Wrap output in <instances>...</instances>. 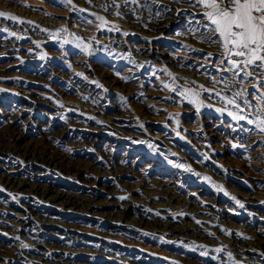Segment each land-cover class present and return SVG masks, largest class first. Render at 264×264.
<instances>
[{"label": "bare ground", "instance_id": "6f19581e", "mask_svg": "<svg viewBox=\"0 0 264 264\" xmlns=\"http://www.w3.org/2000/svg\"><path fill=\"white\" fill-rule=\"evenodd\" d=\"M66 1L67 8L80 15L82 23L77 24L71 17L50 12L29 1L2 0L0 12L6 15L0 16V33L14 36V40L8 37L0 39V56L20 53L34 59L33 54L29 55L34 44L27 40L39 39L68 22L74 25V29L71 28L73 32L78 33L85 42L104 47L116 56L130 58L133 68L128 71L133 74H141L138 65L151 64V69L168 73L172 80H185L191 89L195 85L204 88L208 95L215 93L217 99H221L222 92L230 94L231 99L235 98L234 101L241 102L248 111L263 115L264 119V113H260L263 108L260 105L262 95L255 81L248 78L264 82V68L248 69L251 72L249 76H244L242 72L240 75L233 74L236 70H230L231 65L225 61L222 47L218 42H212L214 37L204 27L207 23L203 16L206 9L197 0ZM51 66L44 64L28 77L34 82H53L65 76L62 73L64 65L57 66L55 71ZM66 77L70 81L78 78L74 73H67ZM89 89L86 90L89 94L98 93L96 87ZM94 103L93 109L78 111L73 121L66 122L64 135L79 138L82 134L78 132H87L86 124L94 122L98 128L88 130L105 135L112 147L125 148L126 154L119 157L117 162L125 168L126 175L135 174L132 165L135 161L144 160V150L150 143L146 136L151 133L148 134V129L140 123H135L128 111L112 108L113 103L105 102L102 98ZM2 106L16 111L15 122L21 123L23 128L18 132L0 133V264H179L173 256L163 261L148 251L120 244L109 233L82 231L79 226L63 221L67 214L87 216L98 224L109 223L116 232L150 230L176 247L181 243L208 248L218 242L229 250V256L232 253L241 264H264V214L258 220L253 218L258 212L256 207L264 211V204L258 203L257 193L251 189L252 192L240 194L227 183V190L224 188V193H217L218 196L224 194L223 205L215 204L210 198L199 197V194L206 192L191 189L194 187L182 178L185 175L178 173L179 164L178 167L183 169L181 161L184 156L173 148L174 137L170 130L163 128V133L153 135L152 142L161 151H174L181 161L177 158L170 162L171 167L167 165L173 170L169 177L162 180L155 178L158 180L155 191H143L147 197H152L148 203H144L124 189L121 192L107 191L105 187L115 183L107 175L109 171L100 172L93 168L94 172H90L87 167L74 168L56 160L50 153L29 151L23 147L21 139L28 125L34 128L39 126L40 134L48 135L42 124L31 122L34 119L42 122L45 109L50 111L47 112V119H63L66 116L68 120L71 119L70 114L74 113L72 107L60 104L51 97L29 92H22L12 102L8 93L0 91ZM237 110L243 111V107L238 106ZM25 114L27 118L22 120L21 116ZM216 135L217 130L212 127L209 132L202 135L195 133L190 139L193 144H203L198 138L209 140V137ZM81 142L86 147L91 143ZM196 152L208 153L203 152L202 146ZM134 154L130 162L128 158ZM206 158H202V163L206 162ZM151 159L152 163L142 168L143 173L154 169L160 172L161 169L157 167L166 166L155 157ZM201 169L204 171L203 167ZM228 175L237 176L232 169L223 174L225 177ZM224 183L220 187H225ZM185 187L189 188L187 193L179 195L178 190ZM82 189L86 193L78 194ZM98 192L105 193L106 197L98 199ZM159 197L168 198L169 201L179 198L177 205L173 206L170 202L161 203ZM230 204L237 205L240 212L227 209L226 206ZM107 206L111 207L108 211L105 210ZM248 206L253 209H247ZM247 213L248 220L245 221L251 224L247 229L239 226L241 223L237 225L231 221L230 214L242 218ZM255 221L257 225L252 229ZM4 243L8 246L3 247ZM77 243L90 247H71ZM223 261L226 262L225 259Z\"/></svg>", "mask_w": 264, "mask_h": 264}, {"label": "rangeland", "instance_id": "374dc122", "mask_svg": "<svg viewBox=\"0 0 264 264\" xmlns=\"http://www.w3.org/2000/svg\"><path fill=\"white\" fill-rule=\"evenodd\" d=\"M21 1H29V3L40 5L50 12L71 17L77 24L82 23L80 15L67 8L66 0H58V2L55 0ZM73 26L68 22L62 23V29L57 28L54 31H49L45 36L40 37L41 39H28V42L31 41L34 44L33 51L29 54H33L34 59L20 55V53H18L19 55L0 56V91L8 93L12 102L22 92H29L33 95L51 97L60 104L69 105L74 110V113L69 116L71 119L67 120L66 116H62L63 119L50 120L47 119L49 110L45 109L46 113L43 114L45 119L42 122L35 119L31 122L42 124L48 135L40 134L39 126L34 128V126L26 124L25 127L28 125V129L24 131L25 136L21 139L24 148L30 149L29 151L50 153L56 160L74 168L87 167L90 168V172H94L95 169L100 172L109 171L107 175L111 176L110 180L115 183L106 186L107 191L121 192L124 189L132 197L148 203L152 197H147L143 191H155L158 182L155 178L162 180L163 177H169V174L173 172L170 162H174L178 158L174 151L168 149L161 151L155 148L152 142L153 135L163 133V128H166L174 137L175 147L173 148L184 156L182 161L178 158L183 167L180 169L178 167L180 164L177 166L178 173L185 175V178L183 176L182 178L188 180L194 187L191 189L206 192L199 194V197L210 198L214 200L215 204L223 205L225 203L224 194L218 196L217 193H224L225 191L222 189L227 190L228 184H231L240 194L252 192L251 189L254 190V193H257L258 203L264 204V131L258 126V121L263 119V115L248 111L246 106L240 104L239 101H234L235 98L231 99L230 94L225 92L220 95L224 97L222 100L217 99L215 93L208 95L203 91L204 88L196 85L191 89L190 84L185 80L180 78L172 80L168 77V73L151 69V64L138 65V72L141 74H133L128 71L133 68L130 65L132 62L130 58L125 55L116 56L104 47H96L85 42L78 33L73 32ZM3 37L7 38L8 36L2 32L0 39ZM8 38L14 40V36ZM44 64H51L54 71L57 66L64 65L62 73H65V76L53 82L44 81L45 83L31 80L28 76L35 74V71H39ZM67 73H74L78 77L77 80H68ZM248 78L255 81V85L262 95L260 105L263 108L260 113H264V82ZM90 87H96L98 93L96 95L89 94L87 88ZM86 92L87 94H85ZM99 98L105 102L113 103L112 108L128 111L133 116L132 120L135 123H140L149 130H147L148 134L151 133L146 136L150 143H146L148 145L144 150V160L137 163L135 161L132 165L135 173L133 175H126L125 168L117 162L118 158L126 154L127 150L123 147L110 146L109 139L105 135L88 130L89 128H98L94 122L86 124L87 132H78L82 134L79 138L68 134L65 136L63 133L66 129V122L73 121L76 112L93 109L95 100ZM230 100L234 101V104L228 103ZM235 105L242 106L243 111L237 110ZM230 112L245 118L242 120L233 119V115H229ZM16 118L15 110L8 106L0 107V133L18 132L19 129L22 131V124L16 123ZM21 118L22 120L26 119V114ZM248 120H252V123H248ZM212 127L217 130L216 136L209 137V140L203 137L198 138L203 144H193L191 136L195 133L202 135L209 132ZM233 132L238 134L234 135ZM81 141L91 143H88L89 145L86 147L81 145ZM249 143L252 145H247ZM199 146L203 147V152L207 151L208 153L196 152L199 150ZM254 153L257 155L256 157H254ZM205 156L207 157L206 162L202 163V158ZM134 157L135 154L129 156V161L132 162ZM153 157L159 159L166 166L157 167V169H161L160 172L154 169L148 171L149 173H143L142 168L145 165H150ZM201 167L204 168V171ZM230 169L237 176H223ZM120 170H124V172H119ZM178 173L176 172L177 176H179ZM146 177L148 178L146 179ZM222 183L225 184V187H220ZM170 185L173 184L170 183ZM187 189L189 188L179 189L177 193L182 196L187 193ZM85 193L83 189L78 191L80 195ZM96 196L100 200L106 197L103 192H98ZM239 197L238 194L237 198ZM178 198L169 201L168 198L159 197L158 201L161 203L170 202L169 204L176 206ZM196 201L198 200L196 199ZM108 207H105L106 211L111 209ZM226 207L233 212H240L237 205L230 204ZM247 209L253 208L248 206ZM256 209L258 212L253 218L258 220L264 211L257 207ZM215 213L217 212L215 211ZM230 217L231 221L237 225L241 223L239 226H242L243 229H247L248 225L251 226L245 221L248 220V213L246 217L242 218L231 214ZM63 221L79 226L82 231L109 233L120 244L134 247L136 250L148 251L163 261H165L164 258L169 259L173 256L179 264L240 263L232 253L229 256L230 252H227L229 250L224 249L223 245L218 242L217 244L214 242L218 246L213 243L208 248L181 243L178 245L179 247H176L161 239L156 232L146 229L116 232L111 229L109 223L98 224L93 218L76 214H67ZM256 223L257 221L252 224V229L256 227ZM4 246L6 247L8 244L4 243ZM71 247L89 249L90 246L77 243ZM223 259L226 260L225 263Z\"/></svg>", "mask_w": 264, "mask_h": 264}, {"label": "snow or ice", "instance_id": "6c2138e0", "mask_svg": "<svg viewBox=\"0 0 264 264\" xmlns=\"http://www.w3.org/2000/svg\"><path fill=\"white\" fill-rule=\"evenodd\" d=\"M206 11L204 27L219 43L234 75H251L248 69L264 68V0H197ZM6 14L0 12V16ZM15 19V17H12ZM237 57L239 59H233ZM167 87V85H165ZM239 95V94H237ZM223 100L224 97H221ZM234 104V101H228ZM238 107V105H237ZM229 115H233L231 112ZM242 115L233 119L242 120ZM252 123V120H248ZM264 131V119L258 121Z\"/></svg>", "mask_w": 264, "mask_h": 264}]
</instances>
